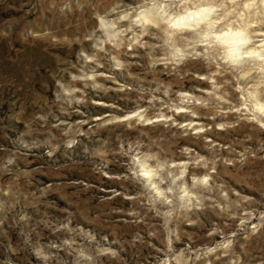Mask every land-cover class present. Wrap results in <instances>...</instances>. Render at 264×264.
<instances>
[{"label": "rangeland", "instance_id": "1", "mask_svg": "<svg viewBox=\"0 0 264 264\" xmlns=\"http://www.w3.org/2000/svg\"><path fill=\"white\" fill-rule=\"evenodd\" d=\"M0 264H264V0H0Z\"/></svg>", "mask_w": 264, "mask_h": 264}]
</instances>
